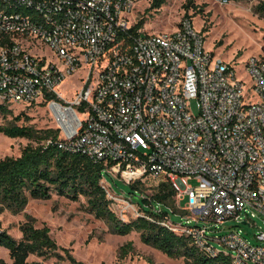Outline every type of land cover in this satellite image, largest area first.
I'll use <instances>...</instances> for the list:
<instances>
[{
  "label": "built area",
  "instance_id": "obj_1",
  "mask_svg": "<svg viewBox=\"0 0 264 264\" xmlns=\"http://www.w3.org/2000/svg\"><path fill=\"white\" fill-rule=\"evenodd\" d=\"M152 1L0 0V103L46 104L59 148L103 163L129 185L169 181L184 219L156 220L103 175L122 221L146 217L211 255L219 242L233 264H264L262 226L259 244L237 228L211 235L244 215L264 225V55L234 66L237 58L206 47L189 17L174 31H147L139 14ZM75 75L68 98L61 89ZM152 210L166 209L155 202Z\"/></svg>",
  "mask_w": 264,
  "mask_h": 264
},
{
  "label": "rangeland",
  "instance_id": "obj_2",
  "mask_svg": "<svg viewBox=\"0 0 264 264\" xmlns=\"http://www.w3.org/2000/svg\"><path fill=\"white\" fill-rule=\"evenodd\" d=\"M261 2L264 0H231L229 4L223 5L214 0H166L158 9L149 7L141 12L139 20H144L143 27L147 31L169 32L178 28L180 20L191 17L196 28L205 35L206 47L229 61L237 58L234 66L239 67L251 56L264 55V13L257 10ZM145 6L147 5H138V8L143 10ZM77 76L66 80L62 86L61 91L68 98L74 93ZM8 107L11 113L0 114V127L24 125L37 130L57 128L53 114L46 104H11ZM17 117L21 119L18 120ZM29 143L26 138H10L0 132V157H18ZM103 175L115 194L131 197L135 203H142L140 192L123 182L116 170L105 171ZM145 184L143 192L153 194L154 191L149 186L157 184L149 179ZM164 207L171 221H184L181 210L174 212L172 208ZM0 211V229L17 240H21V226L26 222L38 228H50L51 237L60 247L58 255H31L29 264H71L69 254L84 264H184L183 259L169 258L143 243L136 231L125 236L116 234L107 222L96 218L89 211L85 197L74 201L54 192L49 199L30 198L26 208L19 213L3 208L1 204ZM248 217L251 216L244 215L240 223L229 220L225 225L218 226L211 235L221 237L237 228L242 230L251 243L259 244L255 234L260 226L264 229L263 221L258 217L252 218V224H244ZM213 243L219 251L229 253L219 242ZM123 248L127 251L125 257L122 256ZM0 258L9 264L13 263L10 252L3 247H0Z\"/></svg>",
  "mask_w": 264,
  "mask_h": 264
},
{
  "label": "trees",
  "instance_id": "obj_3",
  "mask_svg": "<svg viewBox=\"0 0 264 264\" xmlns=\"http://www.w3.org/2000/svg\"><path fill=\"white\" fill-rule=\"evenodd\" d=\"M165 2L166 0H153L150 9H158ZM257 10L264 13V2L257 6ZM143 23L144 20L141 25ZM48 97L51 98L50 95ZM10 113L8 105L0 103V114ZM0 132L10 138H26L30 141L20 156L0 157V204L3 208L19 213L26 208L30 198L49 199L54 192L74 201L85 197L89 211L96 218L107 222L116 234L125 236L136 231L143 243L161 251L169 258L183 259L184 264H233L229 253L219 251L216 255H211L196 246L190 237L180 235L146 217H139L130 222L122 221L114 212L112 200L101 185L106 166L87 156L59 148L58 128L37 130L31 126L14 125L0 127ZM48 140H51L49 145L46 144ZM141 184L142 182H137L130 186L135 191H141L144 188ZM153 189L151 199L142 198V203H139L146 214L156 217V220L167 215L166 210L161 214L153 212L155 202L172 208L174 212L178 211L176 192L169 181L161 180ZM21 231L23 236L21 240H17L0 229V247L10 252L13 260L11 264H29L31 255L48 257L58 253L60 247L51 237L48 226L38 228L26 222L21 226ZM126 255L127 251L123 248L122 256ZM69 258L71 264H84L70 254ZM0 264L9 263L0 258Z\"/></svg>",
  "mask_w": 264,
  "mask_h": 264
},
{
  "label": "water",
  "instance_id": "obj_4",
  "mask_svg": "<svg viewBox=\"0 0 264 264\" xmlns=\"http://www.w3.org/2000/svg\"><path fill=\"white\" fill-rule=\"evenodd\" d=\"M244 224H246V223L244 222Z\"/></svg>",
  "mask_w": 264,
  "mask_h": 264
}]
</instances>
